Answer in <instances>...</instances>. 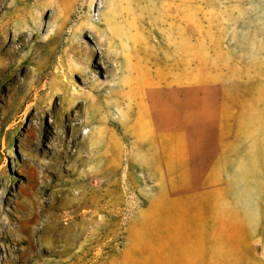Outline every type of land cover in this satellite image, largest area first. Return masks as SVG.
Listing matches in <instances>:
<instances>
[{
  "label": "rangeland",
  "instance_id": "obj_1",
  "mask_svg": "<svg viewBox=\"0 0 264 264\" xmlns=\"http://www.w3.org/2000/svg\"><path fill=\"white\" fill-rule=\"evenodd\" d=\"M0 264H264V0H0Z\"/></svg>",
  "mask_w": 264,
  "mask_h": 264
},
{
  "label": "bare ground",
  "instance_id": "obj_2",
  "mask_svg": "<svg viewBox=\"0 0 264 264\" xmlns=\"http://www.w3.org/2000/svg\"><path fill=\"white\" fill-rule=\"evenodd\" d=\"M58 65H59V67L57 68L58 70L55 71V74L57 77H59L60 75L62 76L63 73H67V74H69L70 72H77V73L81 72L82 73L83 72L82 68L84 67L83 63H77L74 60H70V59H66L65 61L59 60ZM33 82H36V80H33ZM34 87H36L35 84H34ZM67 87L68 86L66 83L60 81L55 84H49L48 86H46L45 88L39 91L38 90L35 91V94L32 98L34 102L30 104V108L31 107L37 108L40 114L44 113L45 106H46V102H45L46 99L49 98V96L51 95L55 96L56 94L59 95L61 93L69 94ZM47 90L49 91L47 92ZM79 100H80V97L78 95L73 94L68 101L69 108L72 110L78 107ZM61 102L64 103L63 101Z\"/></svg>",
  "mask_w": 264,
  "mask_h": 264
}]
</instances>
